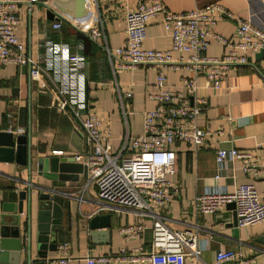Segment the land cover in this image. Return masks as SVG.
Instances as JSON below:
<instances>
[{
    "label": "crops",
    "instance_id": "0c3cea01",
    "mask_svg": "<svg viewBox=\"0 0 264 264\" xmlns=\"http://www.w3.org/2000/svg\"><path fill=\"white\" fill-rule=\"evenodd\" d=\"M29 1L25 0L16 10L21 19L17 35L24 43L29 57L45 67L47 42L68 46L73 52L82 43L86 57L83 74L90 110L98 114L104 126L112 127L113 150L122 148L127 123L132 135H141L144 131V113L158 106L156 101L148 97L156 83L157 69L146 65L134 69H119L121 62L117 58L111 61L106 51V47L115 51L125 46V15L136 8V3L127 0H99L105 38L95 42L79 38L83 33L63 21L62 30H55L54 24L59 22L48 17L47 8L41 2L31 5ZM163 2L175 14H188L195 9L218 4L236 18L249 20L255 27L264 30V0ZM86 11L88 13L87 8ZM86 16L87 14L75 19L80 30H86V23L82 22ZM236 29L235 21L224 19L218 24L216 32L234 42ZM171 44L162 18L152 20L147 27L145 49L169 50ZM231 49L218 41H212L206 55L222 59ZM173 57L174 60L187 64L178 70L167 72L168 84L186 95L183 80L195 77V73L187 66L194 69L196 67L189 64L188 54L174 53ZM199 84L200 95L208 101L206 111L199 118V126L211 130L212 135L204 146L196 147L187 142H178L172 146L176 153V167L175 173L167 179L180 186V193L169 208L156 211V216L171 230H189L197 235L201 255L199 258L188 257L186 264H215L216 253L221 249L240 252L246 258L254 259L251 264H264V223L239 227L235 226L227 207L216 215H208L198 214L194 206L196 198L201 194L232 193L238 185L247 183L254 184L264 196V173L254 180L244 174L240 161H226L223 165H218L216 160L219 149L251 150L260 146L259 162L264 166V51L250 53L248 64L232 67L220 90L210 87L203 76L199 79ZM128 90L132 91L133 97L125 101L130 113L126 123L119 95ZM62 101L63 97L51 81L50 73H43L40 81H32L29 66L11 63L0 71V132L17 136L19 128H26L35 158L32 183L57 191L56 194H50L52 200L59 205L62 215L57 246L69 243L70 264H86L87 257L118 254L123 248L143 247L150 251L153 242V216L104 203L98 197L97 186L83 175L78 174L77 182L50 181L38 175V159L75 157L88 150L83 130L85 114L77 115L71 107V110L67 107L63 109ZM218 175L219 179L216 178ZM28 181L27 167L16 162H0L2 198L5 191L26 190ZM26 209L25 201L24 213L19 215L23 223L21 230L25 228ZM95 218L103 220L98 221V228H92ZM37 219L38 193H34L30 264H43L46 259H41L38 254ZM138 224L147 227L144 235L138 239L124 238L121 230ZM9 253L11 260L13 252ZM18 255V264H29L24 240L22 251ZM56 255L57 250L49 252L47 258Z\"/></svg>",
    "mask_w": 264,
    "mask_h": 264
},
{
    "label": "built area",
    "instance_id": "2783aa9c",
    "mask_svg": "<svg viewBox=\"0 0 264 264\" xmlns=\"http://www.w3.org/2000/svg\"><path fill=\"white\" fill-rule=\"evenodd\" d=\"M24 1L0 0V71L11 63L29 66L32 81H40L43 73H50L51 81L63 97L62 108L71 107L77 115L85 114L83 130L88 150L74 158L87 167L89 181L97 186L99 199L109 205L134 209L141 215L154 217L150 251L143 247L123 248L118 254L87 257L86 264H186L188 257L199 258L202 251L196 234L189 230H171L156 216V211L169 208L180 193V186L167 179L175 173L176 167V153L172 146L178 142L193 143L196 147L207 144L212 131L199 126V118L208 106L207 99L200 95L199 79L205 77L210 87L220 90L232 67L248 64L250 53L264 51V30L255 27L249 20L236 18L218 4H210L188 14H175L163 0H127L134 1L136 8L125 15V46L115 51L106 47V51L111 61L117 58L121 62L119 69H134L141 65L157 69L156 83L148 97L158 106L144 113L143 133L132 135L128 128L130 113L125 101L130 100L133 93L128 90L119 95L127 132L122 148L115 151L112 148V127L104 126L98 114L90 110L83 74L86 65L84 45L78 44L73 52L68 46L49 41L45 45V67L33 61L17 35L21 19L16 10ZM29 2L32 5L40 0ZM86 8L88 13L82 21L86 23V30H80L74 20L76 28L92 41L104 39L100 1L86 0ZM159 17L171 39V49H145L148 24ZM224 19L237 24L234 42L216 32L218 24ZM58 22L54 24V29L61 31L63 24ZM212 41L232 49L222 59L209 58L206 52ZM174 53L190 55L188 62L196 67L187 66L195 77L183 80L186 95L168 84L167 72L187 64L174 60ZM17 133L26 135L27 130L22 127ZM260 148L219 149L216 160L218 165L226 161H240L244 174L256 180L264 173V166L259 162ZM216 178L219 179L220 175ZM229 204H235L239 227L264 223V196L252 183L238 185L232 193L207 192L199 195L194 202L198 214L208 215L222 212ZM146 229L144 224H138L121 232L126 239H138ZM69 253V243H61L57 246V255L46 258L43 264H70ZM253 262L254 259L232 250L221 249L215 256V264Z\"/></svg>",
    "mask_w": 264,
    "mask_h": 264
},
{
    "label": "water",
    "instance_id": "95a60500",
    "mask_svg": "<svg viewBox=\"0 0 264 264\" xmlns=\"http://www.w3.org/2000/svg\"><path fill=\"white\" fill-rule=\"evenodd\" d=\"M47 8L48 17L54 21H63L76 28L74 20L87 14L86 0H40ZM67 109L71 110L70 107ZM34 155L29 135H17L0 132V162L13 163L27 167L28 186L26 190L14 189L3 193L0 205V264H18V254L22 251L23 240L26 241L28 263L31 259L33 236L32 202L34 193H38L37 243L39 257L47 258L49 252L57 250V234L61 230L62 215L59 205L51 198L57 191L32 183ZM37 172L40 177L50 181L77 182L79 175L88 177L87 167L77 163L74 157L53 156L37 160ZM79 174V175H78ZM26 201L27 218L24 230H21ZM233 216L235 226L238 225L235 204L227 206ZM95 218L92 228H98ZM25 234V235H24ZM24 235V236H23ZM9 238L13 240L10 241ZM11 253V260L10 253Z\"/></svg>",
    "mask_w": 264,
    "mask_h": 264
},
{
    "label": "trees",
    "instance_id": "16d2710c",
    "mask_svg": "<svg viewBox=\"0 0 264 264\" xmlns=\"http://www.w3.org/2000/svg\"><path fill=\"white\" fill-rule=\"evenodd\" d=\"M67 24V23H66ZM67 25H69V24H67ZM69 26H71V25H69ZM79 38H82L83 40H86V39H89V38H87L86 36H84V35H82V34H80V37Z\"/></svg>",
    "mask_w": 264,
    "mask_h": 264
}]
</instances>
